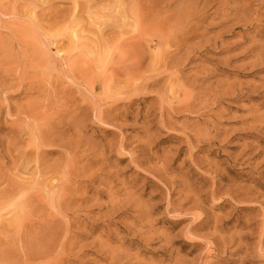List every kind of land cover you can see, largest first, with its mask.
Here are the masks:
<instances>
[{"label":"rangeland","instance_id":"374dc122","mask_svg":"<svg viewBox=\"0 0 264 264\" xmlns=\"http://www.w3.org/2000/svg\"><path fill=\"white\" fill-rule=\"evenodd\" d=\"M0 264H264V0H0Z\"/></svg>","mask_w":264,"mask_h":264},{"label":"bare ground","instance_id":"6f19581e","mask_svg":"<svg viewBox=\"0 0 264 264\" xmlns=\"http://www.w3.org/2000/svg\"><path fill=\"white\" fill-rule=\"evenodd\" d=\"M40 136V135H39ZM5 203V202H4ZM11 204V203H10ZM13 208V207H12ZM16 207H14V209H15ZM14 211V210H13ZM17 211V210H16ZM7 212H9V211H7ZM12 212V211H11ZM11 212H9L10 214H11ZM13 214H11V216H12Z\"/></svg>","mask_w":264,"mask_h":264}]
</instances>
